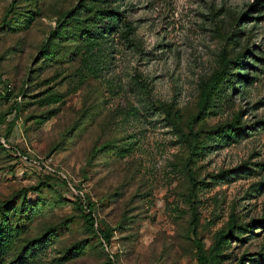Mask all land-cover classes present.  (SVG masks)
<instances>
[{
	"label": "rangeland",
	"instance_id": "1",
	"mask_svg": "<svg viewBox=\"0 0 264 264\" xmlns=\"http://www.w3.org/2000/svg\"><path fill=\"white\" fill-rule=\"evenodd\" d=\"M0 264H264V2L0 0Z\"/></svg>",
	"mask_w": 264,
	"mask_h": 264
},
{
	"label": "trees",
	"instance_id": "2",
	"mask_svg": "<svg viewBox=\"0 0 264 264\" xmlns=\"http://www.w3.org/2000/svg\"><path fill=\"white\" fill-rule=\"evenodd\" d=\"M259 0H255L256 4L259 2H264V0H260L259 2H257ZM244 62H246L245 60H238L236 61V67H239L240 65H245ZM222 63H225V60H222ZM224 75V65H222V67L215 73L213 74V76L211 78H209V80L207 81V83H205L203 85V89L199 95V101H198V112H201L205 107H207L208 105V96L212 90V88L214 87V85L216 84V82L221 79ZM77 201L79 203V206L81 208L82 211L85 212V216L87 217L88 220H93V218L91 217V213H90V208L88 205V202L85 198V196H78ZM232 224H230L231 226ZM103 237L105 238V235H103ZM38 242V240H35L34 243H27L26 245H24L22 247V249L20 250V257H23L25 253L28 252V250L35 245Z\"/></svg>",
	"mask_w": 264,
	"mask_h": 264
},
{
	"label": "built area",
	"instance_id": "3",
	"mask_svg": "<svg viewBox=\"0 0 264 264\" xmlns=\"http://www.w3.org/2000/svg\"><path fill=\"white\" fill-rule=\"evenodd\" d=\"M17 157L20 161L24 162V163H28L30 167L37 169V170H43L45 169H49L50 168L43 162L38 161L37 159L31 158L29 156H27L26 154L23 153H17ZM82 197V195H80Z\"/></svg>",
	"mask_w": 264,
	"mask_h": 264
}]
</instances>
